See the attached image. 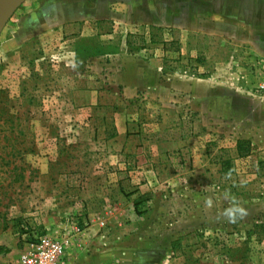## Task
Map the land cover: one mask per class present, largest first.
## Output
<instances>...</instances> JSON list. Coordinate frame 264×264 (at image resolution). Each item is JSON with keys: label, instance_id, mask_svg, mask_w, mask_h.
I'll use <instances>...</instances> for the list:
<instances>
[{"label": "crops", "instance_id": "crops-1", "mask_svg": "<svg viewBox=\"0 0 264 264\" xmlns=\"http://www.w3.org/2000/svg\"><path fill=\"white\" fill-rule=\"evenodd\" d=\"M27 1L34 0H24L12 16L28 5ZM162 1L157 7L145 0L144 12L148 14L138 20L132 14L137 0H48L38 16L20 17L14 32L1 44L0 51L8 54L42 31L60 28L67 36L65 42L77 44L73 49L68 47L71 55L81 56L87 51L84 42L90 35L86 31L90 21L97 28L101 24L111 27L106 32L94 31L99 45L91 52L95 57L91 62L79 63L80 58H73L67 64L79 73L69 75V82L61 87L58 101L63 111L53 119L59 118V123L63 116L70 121L59 125L65 143H59L55 134L45 135L48 150L66 152L80 145L96 157L92 163L86 159L85 173L70 169L53 173L55 156L40 166L41 175L54 184L53 201L60 202L53 205L54 210L74 200L65 215H82L79 226L87 228L82 249L70 253L69 264L110 262L114 256L111 248L101 250L100 244L114 245L113 231L133 232L126 233L124 248L148 246L146 236L159 226L167 230L168 216L173 223L170 228L176 230H207L216 223L231 229L253 218L258 228L264 226V94L255 89L264 79L260 71L264 56L251 67L249 79L235 77L227 61H212L210 50L203 53L194 48L177 50L181 58L174 69L167 70L159 61L129 53L125 30L119 27L129 17L139 25L187 32V19L191 18L192 27L195 23L215 26V32L193 29V36L225 35L232 32V22L242 21L248 2H255L258 8L264 0H174L175 6L168 5L169 0ZM13 2L4 0L2 4L11 6ZM168 14L171 19L162 18ZM239 141L250 146L241 161L247 162L246 168L248 163L255 164L257 177L256 181L254 177L239 180L235 188L226 180ZM259 154L262 159L254 163ZM139 192L148 193L147 199H142L149 205L145 206L147 216L140 224L125 225L119 217L123 209L120 199L123 194ZM105 206L118 224L109 223L102 230L110 232L103 240L95 217L108 213ZM157 214L158 223L153 217Z\"/></svg>", "mask_w": 264, "mask_h": 264}, {"label": "rangeland", "instance_id": "rangeland-1", "mask_svg": "<svg viewBox=\"0 0 264 264\" xmlns=\"http://www.w3.org/2000/svg\"><path fill=\"white\" fill-rule=\"evenodd\" d=\"M144 1L137 0L138 6L132 13L138 20L148 14L145 15L144 12ZM162 2L150 0L151 5L157 7ZM47 3L48 0H34L27 1L25 4L28 5H22L7 22L6 31L0 35V48L1 44H5L7 35L9 37L18 26L20 17L32 13L38 16L39 10ZM174 3V0L168 1V5L175 6ZM165 17L171 19L170 14L163 15L162 18ZM127 18L129 21L127 20L126 24H119L120 31L125 30L126 33L127 51L139 58L159 61L167 70L174 69L175 64L179 62L181 56H177L176 51L182 47L190 50L194 48L198 52L204 50L203 53L210 50L208 54L212 61L231 63L232 74L246 79L250 78V69L254 68L256 60L264 56V4L257 8L255 2H248L247 12L241 17L242 21L231 23V33H214L208 38L193 36V29L197 31L199 27L215 32L212 23H206L204 26L195 23L192 27V20L189 18L188 31L184 32L139 25L134 18ZM95 25L92 21L86 25V31L90 35L84 42L87 51L81 56L71 55L72 51L68 47L73 49L77 44L65 42L67 36L64 37L60 28L50 32L42 31L8 54L0 51V264H11L24 248L30 230L40 233L42 229L39 227L47 226L49 221H57L60 216L68 213L69 206L74 202L73 200L61 203L56 207L57 210H54L53 205L60 202L53 201L54 184L45 177L47 175H41V163L48 164V157L51 159L55 156L56 166L51 165L53 173L60 174L68 169L85 173L86 159L89 163L96 159L80 145L66 152L48 150V138H45V135L55 134L59 143H65L63 130L62 134L59 133V125L68 124L70 121L63 116L59 123V118L53 120L54 117H60L63 111L58 94H62L61 87L64 82H69L68 76L74 72L79 73L78 68L75 71L68 69L69 59L72 61L74 58L75 61L80 58L79 63H85L95 58L91 52L96 50L99 41L93 35L94 31L111 30L108 24H101L100 28ZM196 33L203 35L201 32ZM187 57L192 60V57ZM189 60L188 65L191 64ZM241 158L237 156L231 159L232 170L226 180V183L235 188L239 180L243 182L242 179L254 177L256 181L257 177L255 164L248 163L246 168L247 162L241 161ZM261 159L262 155L259 154L252 161L256 163ZM147 195L145 192L122 195L119 202L120 207H123L122 214L118 213L122 219L121 223L127 225L143 222L147 216L145 206L149 205L142 199H147ZM127 205L130 206L127 208ZM104 208L108 213L95 217L97 224L103 223L97 232L103 240L109 237L107 235L110 232L102 230L109 226V223L118 224L111 209L106 206ZM153 217L158 223L160 215ZM168 218L167 224L170 223V226L167 230L160 229L159 226L150 232V236H146L150 240L148 246H143L142 243L140 246L124 248L123 239L126 238V233L133 232L113 231L112 241L115 244H100L101 250L111 248L114 254L107 264H264V230L257 227L256 218L239 222L231 229L223 228L220 223L210 224L211 227L207 230L171 229L173 223L171 217ZM26 227L29 231H25ZM106 243L109 241L106 240Z\"/></svg>", "mask_w": 264, "mask_h": 264}, {"label": "built area", "instance_id": "built-area-1", "mask_svg": "<svg viewBox=\"0 0 264 264\" xmlns=\"http://www.w3.org/2000/svg\"><path fill=\"white\" fill-rule=\"evenodd\" d=\"M260 71L264 73V63H261ZM255 89L264 94V79ZM81 217L63 215L47 226L42 225L40 233L30 232L31 239L11 264H69L70 253L82 249L87 234L86 226H79ZM98 225L102 227L103 223Z\"/></svg>", "mask_w": 264, "mask_h": 264}, {"label": "water", "instance_id": "water-1", "mask_svg": "<svg viewBox=\"0 0 264 264\" xmlns=\"http://www.w3.org/2000/svg\"><path fill=\"white\" fill-rule=\"evenodd\" d=\"M11 6L0 5V33L11 18L16 9L24 2V0H14Z\"/></svg>", "mask_w": 264, "mask_h": 264}, {"label": "trees", "instance_id": "trees-1", "mask_svg": "<svg viewBox=\"0 0 264 264\" xmlns=\"http://www.w3.org/2000/svg\"><path fill=\"white\" fill-rule=\"evenodd\" d=\"M236 151H237L238 157H245L250 152V146L248 145L247 142L239 141L236 144ZM39 228L42 229V226ZM260 229L264 230V226H261ZM25 231H29L27 227L25 228ZM30 232H32V230H30L28 233H30ZM30 239H31V237L28 238L27 241H29Z\"/></svg>", "mask_w": 264, "mask_h": 264}, {"label": "bare ground", "instance_id": "bare-ground-1", "mask_svg": "<svg viewBox=\"0 0 264 264\" xmlns=\"http://www.w3.org/2000/svg\"><path fill=\"white\" fill-rule=\"evenodd\" d=\"M3 2H4V0H0V5L3 6V4H2ZM7 3H8V2H7ZM8 5H9V4H8ZM8 5H7V6H8ZM5 6H6V5H5ZM9 6H10V5H9Z\"/></svg>", "mask_w": 264, "mask_h": 264}]
</instances>
